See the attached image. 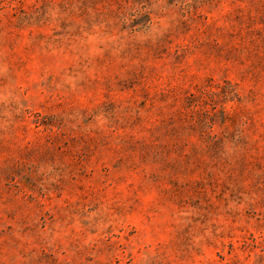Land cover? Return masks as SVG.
I'll return each instance as SVG.
<instances>
[{"label":"rangeland","instance_id":"obj_1","mask_svg":"<svg viewBox=\"0 0 264 264\" xmlns=\"http://www.w3.org/2000/svg\"><path fill=\"white\" fill-rule=\"evenodd\" d=\"M0 264H264V0H0Z\"/></svg>","mask_w":264,"mask_h":264}]
</instances>
